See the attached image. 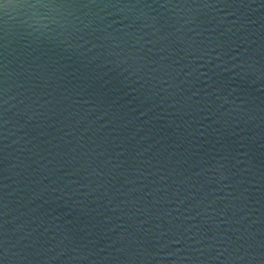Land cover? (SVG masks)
I'll list each match as a JSON object with an SVG mask.
<instances>
[{
  "label": "water",
  "instance_id": "1",
  "mask_svg": "<svg viewBox=\"0 0 264 264\" xmlns=\"http://www.w3.org/2000/svg\"><path fill=\"white\" fill-rule=\"evenodd\" d=\"M0 264H264V0H0Z\"/></svg>",
  "mask_w": 264,
  "mask_h": 264
}]
</instances>
